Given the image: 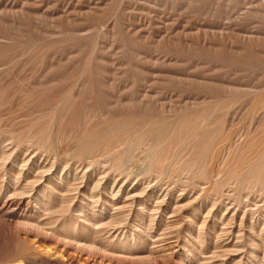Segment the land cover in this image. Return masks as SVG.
Wrapping results in <instances>:
<instances>
[{"label": "rangeland", "instance_id": "obj_1", "mask_svg": "<svg viewBox=\"0 0 264 264\" xmlns=\"http://www.w3.org/2000/svg\"><path fill=\"white\" fill-rule=\"evenodd\" d=\"M129 105L158 119V124L141 132L142 137L152 136L150 146L162 144L167 137L173 143L172 151L159 155L168 158L164 172L150 167L142 152L122 158L115 166L113 157L97 155L94 149L69 152L74 147L60 144L59 139L70 138L73 132L59 130L54 133L56 139L49 136L53 117L60 118L63 111L70 113L66 122L54 123L84 135L87 128L101 125L100 113H126ZM186 117L191 120L190 131L171 130L156 138L160 121L171 122L174 129L184 125ZM0 125V137L5 139L17 138L24 126H37L35 143L29 144L32 135H20L17 139L25 144L17 151L44 155L54 165H58L60 156L67 171L87 173V178L79 179L76 190L67 195L74 207L86 203L91 208L114 186L124 185L139 196L136 184L150 182L151 190L169 196V207L176 197L183 198L184 209L173 215L176 221L179 219L174 223L177 225L172 223L164 233H172L183 243L191 228L200 227L204 247L203 254H198L200 264H254L248 257V242L259 236L264 241V187L257 186L264 178V0H0ZM234 140L244 142L235 147ZM234 147L239 149L233 151ZM193 158L196 164L187 180L182 168ZM50 162L48 169L52 170ZM5 170L0 168V184L4 182L7 187L8 181H3ZM230 171L239 173L238 186L230 185ZM91 175L94 178L90 179ZM222 181L223 187H215ZM30 191L25 198H31ZM169 207L165 211L171 217L174 208ZM12 211L0 209V264H12L17 248L22 252L27 247L16 240L19 229L13 218L15 222L33 220L44 224L49 220L21 205ZM222 218L228 229L244 236L245 249L214 253V241L221 228L212 223L216 225ZM131 222L129 218L122 223L129 228ZM33 242L30 239L29 243ZM49 245L52 251L57 248ZM65 249L68 251L62 262L49 257L34 264L107 263L96 252L75 251L70 245Z\"/></svg>", "mask_w": 264, "mask_h": 264}, {"label": "bare ground", "instance_id": "obj_2", "mask_svg": "<svg viewBox=\"0 0 264 264\" xmlns=\"http://www.w3.org/2000/svg\"><path fill=\"white\" fill-rule=\"evenodd\" d=\"M252 89H254V88H252ZM90 92L91 91H89L88 93H90ZM78 96H80V95H78ZM260 104H261V102H260ZM50 107H52V106H50ZM126 107L128 109L126 113L125 112L124 113L123 112L122 113L116 112V113H111V114H110V112H109V114H107V112L106 113H104V112L100 113L101 116H100L99 122H101V125L97 129H90V130H88L89 129V128H87L88 126L87 127L82 126L83 128H87V130L85 129L86 131L83 130L84 135L80 134L82 132L77 134L79 132V130H78V132H77V130L76 131H73L70 129L68 130L66 128L61 127V125L57 126L54 123V122H57V120L65 121L68 119L69 114H70L69 110L67 113H65L63 111L64 114L61 115L60 118L58 117V119H57L56 117H53V119L51 121V125H53V124L54 125L51 127V132L49 133V136L51 139H56L54 133H57L59 130L65 131L64 133H72L73 132L72 134H74V136H72L70 138H67V136H66V137H62L61 139H59L60 144L65 143V144L72 145L71 148L74 147L73 150L69 151V152H73L72 154H74V152H80L81 150L94 149L95 152H98L97 155L101 154L102 157L103 156L113 157L115 159L114 160L115 166H119V164H120L119 160H121L122 158L132 156V154H134V153L140 154L142 152L143 156L145 157L146 163L150 167L156 169L157 171H160L161 173L164 172L162 170H164V168L167 166L168 158L166 155L164 157H160L159 155L162 152L166 153V152L170 151L172 149L173 143L171 142L170 139H168L169 137H167L163 140L162 144L156 145L154 147L150 146L151 145L150 142L153 140L152 136L142 137L143 135L141 134V132H142V129L147 127V126H150V125L154 126V125L158 124V123H156L158 119L154 120L155 117L150 115V112L147 113V112L142 111V110H138V112H137L136 111L137 109L135 110V108H133L130 105L126 106ZM60 108H61V106H60ZM141 109H143V108H141ZM65 111H67V110H65ZM81 116H82V114H81ZM102 117H104V118L102 119ZM197 118H199V117H196V119ZM72 119H73V117H72ZM88 119H90V118H88ZM146 119H149V120L145 121ZM190 119H192V117ZM200 120H199V122H200ZM144 121H145V124L142 125ZM178 121H179V118H178ZM190 121L191 120H188V118H187L184 125H182L179 128L177 126V128L175 127L174 129L171 128V122H168L165 124V123H161V121H160L159 126L155 129L156 138L159 136L163 137V135L166 132H172V131H174V132L187 131L188 132V130L191 127ZM97 122H96V124H97ZM192 122H194V120ZM201 122H202V120H201ZM204 122H203V124H204ZM85 123H87V122H85ZM151 123H153V124H151ZM176 123H177V121H176ZM196 123H195V126H196ZM180 124H178V125H180ZM6 125H8V124H6ZM206 125L208 126V124H206ZM206 125H204V126H206ZM0 131H1V125H0ZM20 131H22L20 134L21 136L22 135H32V139L29 141V144L35 143L36 138H37L36 135L38 132L37 126H34V125L24 126L21 128ZM187 132H186V134H187ZM11 134H12V136L14 135L13 133H11ZM58 134H60V133H58ZM209 134H211V133H209ZM20 135H18L17 138ZM197 136H194V137H197ZM200 136L201 135H199L198 138ZM175 137H176V135H175ZM17 138L13 137L12 139H10V138L5 139L3 137H0V168L8 170L7 172L5 170L4 175H3V181H5V180L8 181L7 187L4 186V182H3V185L0 184V193H2V195H0V204H1L0 209L2 211L11 212L16 206L19 207L21 205V206H25V208H27V211L28 210H30V211L34 210L36 214H43V215L48 216L49 220H48V223L44 224V223L36 222L33 220H21V221L17 220L15 222V218H13L14 224H16V226H18L17 228L19 229L18 234L16 235L17 236L16 240H18L19 243L23 242L21 244H23L24 248L26 246L27 247L22 252H19V249L17 248V252H15L13 254L15 258H14V262H11L12 264H34V263L39 262V261L48 260L49 257H52V258L55 257L58 260V262H62L61 260L66 256V252L68 251V250L66 251V249L64 250V248H66V246H69V245L72 246L75 249V251L96 252L97 254H99L101 259L105 261V263L107 262L106 264H111L113 261L116 262V264H162L161 262H166L164 264H200V258H199L198 254L201 255V254H203V251H204V247L201 244L202 230L200 227H197V225H196V226H194V229L191 228V232L188 231L190 233L189 237H187L185 242H183V243L181 241L177 240V238L172 237V233H166V232L164 233L166 227L171 226L172 223L174 225V223L179 220L177 218V221H176V216L174 217L173 215H175L176 210L178 211V210L184 209V207L182 206L183 198L176 197L178 199L175 202L171 203V206L169 207V204L166 201V200L170 199V198H168L169 196L163 191H157L156 192V191H153L154 189L151 190L150 187L148 186V185H150V182H149L148 185L136 184L137 185L136 190L139 189L141 191V194L139 193L140 194L139 196L136 194L134 195V192L136 193V191L130 192L129 190H127L124 187V185L120 186L119 188H118V186L117 187L112 186L113 188H112V190L109 191L110 193L108 192L109 194L105 195L104 199L97 202L91 208L86 207L85 206L86 203H81V205L79 207H74L73 204H71L72 201L69 200V198L67 199V195L69 192L76 190L75 189L76 184H77L79 179L82 180V178L83 179L87 178V173L80 172V171H78V169L74 170V171L73 170L67 171L64 167L65 165H63V159L59 156L60 154L57 155V156H59L58 157L59 160L57 159V157H55L56 158L55 160H58V165H56V164L54 165V163H51L49 160L44 159V157H45L44 155L40 154V155H38L39 157H36V156H32L33 154H29V153L23 154L24 152L20 153L21 151L20 152L17 151L18 147L24 145L25 142L22 141L21 138H20L21 140H18ZM44 138H45V136H44ZM204 138H206V137H204ZM207 138H208V136H207ZM194 139H196V138H194ZM194 139H192V140H194ZM200 139H201V137H200ZM233 139H234V137H233ZM177 140H180V139H177ZM197 141H199V140H197ZM235 141H237V140H234V142ZM202 142H203V140H202ZM241 142L243 143L244 141H241ZM241 142H239V144ZM245 143H244V145L242 144L243 147L245 146ZM239 144L235 142L234 145L236 147ZM184 145H185V143H184ZM188 146H189V144H188ZM239 147H237V148L239 149ZM243 147L241 146L240 149L242 150ZM191 148H193V146ZM203 148H205V146ZM237 148H235V149L232 148V149L234 151ZM226 149H227V147H226ZM26 150H27V148H26ZM188 150H189V148H188ZM200 150H201V148H200ZM202 150H204V149H202ZM229 150H231V149H229ZM241 150H240V152H241ZM67 151L68 150H66V153H67ZM90 153H92V152H90ZM237 154H238V152H237ZM257 154H256V156H257ZM238 155H237V157L240 158V156H238ZM92 156H93V154L91 155V157ZM250 156H252V155H250ZM93 158H94V156H93ZM241 158H242V156H241ZM50 160H51V157H50ZM242 160L243 159H241V163H242ZM250 160H252V158ZM263 161H264V156L261 159V162H263ZM49 162L51 164L52 170L48 169L49 168ZM194 162H195V158L191 159L189 162H186L187 164L185 165V169L182 168L183 171L185 172V178L187 180H188L190 174H193L191 168H192L193 164H196ZM92 163H94V162H92ZM243 164H244V162H243ZM39 165H41V166L43 165L44 167L41 168L40 170L36 169L37 166L39 167ZM111 168H112V166H111ZM116 168H118V167H116ZM172 168H174V167H172ZM229 168H231V167H229ZM234 169H237L236 165H235ZM54 170H55V172L53 173ZM79 170H81V169H79ZM176 170H172V171H176ZM180 171L183 172L182 170H180ZM181 172H180V174H181ZM33 173H36V175H38L40 173L41 176H33ZM214 173L215 172H212V174H214ZM178 174H179V171H178ZM229 174L231 175L229 180L231 181L230 183H232L230 185H233V186L237 185L238 186L239 181L241 182L239 173L230 171ZM226 175H228V174L226 173ZM194 176H195V174H194ZM178 177H179V175H178ZM263 177H264V175H263ZM1 178H2V176H1ZM36 178H38V180H36ZM91 178H94V175H91L90 179ZM165 178H166V176H165ZM263 179L264 178H261L258 180L257 186L264 187V180ZM102 181L103 180H100L98 182L99 186H100V182H102ZM139 183H140V181H139ZM224 183L225 182L222 181L221 183L216 182V184L215 183L214 184L216 185L215 187H218L219 184L222 185ZM90 184H92V183H90ZM98 185L94 184L93 187H95V188L99 187ZM252 185H254V183ZM105 186H107V185H105ZM257 186L255 185V187H257ZM84 187H85V185H84ZM222 187H223V185H222ZM90 188H92V187H90ZM117 188L119 190H117ZM29 189L31 190L30 193L32 196H31V198H25L24 195L27 194V191ZM105 193H107V192H105ZM216 194H217V192H216ZM209 196H211V195H209ZM172 197H173V194H172ZM216 200H217V198H216ZM242 204H243V202H242ZM245 205H247V204H245ZM168 207L174 208L171 212V215H170L171 217L168 216L169 212L166 213V211H165V208H168ZM212 209H213V207H212ZM161 211H163L165 213H162ZM13 212L14 211H12V213ZM20 212H22V211H20ZM227 213L228 214L230 213L229 210H227ZM164 214H166V216H168V218H167V220H169L168 223L165 222L166 218H165ZM211 214H212V212H210L209 215H211ZM25 218H26V216H25ZM129 218L132 219V222H131V227L127 228L123 225L122 222L126 219L128 220ZM215 218H217V217H215ZM9 219H11V218H9ZM9 219H6V220H9ZM230 219H231V217H230ZM191 221H193V220H191ZM215 221H216V219H215ZM230 222H232V221H230ZM237 223H239V222H237ZM180 224H182V223H180ZM214 224L212 223L213 227L219 226L221 228L219 230L220 235L217 237L215 236L216 238H215L214 246H213L214 247L213 248L214 253L216 255H217V251L219 253H221V252L228 253V252H233V251L237 252L238 248H240V247L242 249L246 248L242 242V240L244 239V236L243 235H236L232 231L233 228L228 229L227 228L228 225L225 223L224 218H222L220 222L216 223V225H214ZM175 225H177V224H175ZM183 226H184V224H183ZM195 228H197L198 230H196ZM88 230H93L94 233L91 234ZM153 233H155V235H153ZM174 233H176V232H174ZM23 236H25V238H23ZM30 239H34V242L32 244L29 243ZM262 239H263V236H259L257 240H251L250 239L248 242V248H249V250H248L249 256L248 257L250 258V260L254 264H256L257 262L264 264V241ZM21 244H20V246H22ZM49 244H53L54 246L57 247V248H55V251H52V247H50ZM147 246L149 248L148 252H146V251H145L146 253L141 252L142 249H144ZM62 247H63V249H62ZM72 254L76 255L74 253H72ZM217 262L219 263V261H217ZM49 263H51V262H49ZM214 263H216V262H214ZM202 264H205V263H202Z\"/></svg>", "mask_w": 264, "mask_h": 264}]
</instances>
